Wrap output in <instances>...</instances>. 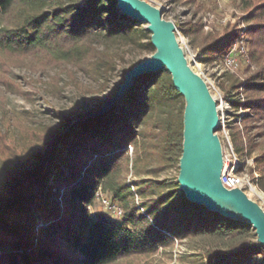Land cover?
<instances>
[{
	"label": "trees",
	"instance_id": "1",
	"mask_svg": "<svg viewBox=\"0 0 264 264\" xmlns=\"http://www.w3.org/2000/svg\"><path fill=\"white\" fill-rule=\"evenodd\" d=\"M244 3L245 19L251 23L246 44L250 63L244 66L256 70L244 84L233 79L230 88L243 86L246 91V103L237 100L234 105L249 110L243 120L251 131L253 122L264 126V0ZM137 22L120 13L116 0H87L86 6L67 0H0V82L8 91L31 95L11 76L14 66L26 59L43 68L92 65L99 53L94 42L101 35L130 36L137 42ZM182 28L187 36H201L204 62L224 58L241 40H237L236 26L230 24L222 32L207 35L199 20L188 21ZM148 46L155 50L151 39ZM177 103L179 117L164 128L152 129L155 113ZM184 108V97L170 72L142 75L110 112L72 121L57 157L33 171H20L15 162L24 160L35 140L45 142L48 134L23 124L18 125L21 141L0 132V182L8 177L0 190V264H141L176 242L250 232L246 222L191 202L178 180L171 186L150 179L126 182L131 165L134 175L142 177L180 164ZM156 161V166L148 167ZM257 162L264 165V152ZM101 192L110 193L121 206L124 224L92 212ZM253 231V240L227 250L217 248L209 259H218L217 264L248 263L264 251Z\"/></svg>",
	"mask_w": 264,
	"mask_h": 264
},
{
	"label": "rangeland",
	"instance_id": "2",
	"mask_svg": "<svg viewBox=\"0 0 264 264\" xmlns=\"http://www.w3.org/2000/svg\"><path fill=\"white\" fill-rule=\"evenodd\" d=\"M67 1L76 6L87 5V0ZM147 1L165 8V18L174 21L176 25L182 23L181 27H178L179 42L185 48L186 56L191 64L196 65L199 62L200 74L210 86L215 99L219 101V107L224 109L226 129L221 127L218 132L223 143L224 156L229 155L234 161L238 159V168L241 167L239 172L248 173L252 184L258 190L257 194L253 193L254 195L251 194L249 197L264 208V165L257 162L259 155L264 152V126H261L262 122L256 121L250 124L254 128L247 131L243 116L249 114V110L244 107L237 108L234 105L237 100L246 103V91L243 86L234 90L230 88L233 85V79L244 84L256 70L255 66H252L250 70L245 69L244 66L245 63H250L249 49L246 44L248 43L247 31L251 25L245 19L248 11L245 9L244 0ZM197 20L202 22L204 35L222 32L227 24L236 26L237 40L241 39L239 44L233 45V51H237L235 53L236 67L229 68L225 63V57L231 50L225 54L224 58H218L211 63L203 61L205 56L201 52V36H187L182 28L188 21ZM135 28L139 30L140 35L137 42H134L130 36L108 38L105 34L101 35L94 42L99 53L95 58L96 61L91 62L92 65L83 64L80 67L68 64L63 67L43 68L33 64L29 59L17 64L12 68L11 76L31 95L21 96L8 91L0 82V132L8 138L16 137L21 141L22 135L18 125L23 124L30 127L32 131L48 134L45 142L41 139L35 140L26 151L24 160H16V167L20 171L40 170L46 166V161L57 157V151L71 122L94 113L105 105L107 100L117 94L127 72L153 55L155 50L152 51L148 46L151 33L146 29V24L137 22ZM242 45L245 49L240 52ZM180 107L181 105L177 103L172 107L158 110L151 119V128L161 129L174 122L179 117ZM250 141H254L255 148L251 147ZM129 155L132 159L135 157L133 146L129 149ZM157 163V161L150 163L148 167L153 168ZM179 165L175 163L171 168L157 175L144 174L142 177L134 175L131 165L126 182L131 184L141 179H150L155 182L164 181L171 186L175 180H178ZM6 180L0 182V190L4 182L7 183ZM10 181L14 183L15 179L12 177ZM132 188L134 189L133 186ZM92 205L94 214H103L112 222L124 224L117 211L121 206L113 202L110 193L101 192ZM253 232L252 228L250 232L240 237L203 236L199 239L176 242L173 248L167 250L160 248L154 258H149L141 264H217L218 259L211 258L213 262L209 259L211 251L217 248L227 250L233 245L253 240ZM246 264H264V251L253 255L252 260Z\"/></svg>",
	"mask_w": 264,
	"mask_h": 264
},
{
	"label": "water",
	"instance_id": "3",
	"mask_svg": "<svg viewBox=\"0 0 264 264\" xmlns=\"http://www.w3.org/2000/svg\"><path fill=\"white\" fill-rule=\"evenodd\" d=\"M122 15L146 24L155 52L127 72L117 94L94 113L75 122L100 117L119 105L133 82L140 76L166 70L173 85L184 97L183 152L178 183L187 198L225 218L246 222L256 231V241L264 247V208L241 188L222 184L225 167L220 128L219 101L215 99L205 78L194 71L186 51L179 42V28L165 18V8L147 0H116Z\"/></svg>",
	"mask_w": 264,
	"mask_h": 264
},
{
	"label": "built area",
	"instance_id": "4",
	"mask_svg": "<svg viewBox=\"0 0 264 264\" xmlns=\"http://www.w3.org/2000/svg\"><path fill=\"white\" fill-rule=\"evenodd\" d=\"M243 49H245L244 45H242V47L240 48V52ZM236 52H234L232 49L231 52L228 54V56L225 57V59H226L225 63L229 68H234L237 66V59L235 58ZM238 52H239V50H238ZM218 109H219L218 111L220 114V123H219L220 128L222 127L224 129H226L225 128L226 118H225V114H224V109H222L219 106H218ZM232 150H233V148H232ZM224 157H225V167H224V171H223V174L221 177L223 186H225L228 189L229 188H241V189L245 190V192L249 196L251 194H253L252 188H253V186L255 187V185L252 184L250 176L248 173H245L244 171L242 173H240L238 171V165H239L238 159H236L234 161L229 155L224 156ZM117 211H118L119 215L122 214L121 208H118Z\"/></svg>",
	"mask_w": 264,
	"mask_h": 264
},
{
	"label": "bare ground",
	"instance_id": "5",
	"mask_svg": "<svg viewBox=\"0 0 264 264\" xmlns=\"http://www.w3.org/2000/svg\"><path fill=\"white\" fill-rule=\"evenodd\" d=\"M180 40V39H179ZM192 67H193V69H194V71H196V72H201L200 71V69H201V65L199 64V62L196 64V65H192ZM252 191H253V193H258V190L256 189V187H254L253 186V188H252ZM254 195V194H253Z\"/></svg>",
	"mask_w": 264,
	"mask_h": 264
}]
</instances>
